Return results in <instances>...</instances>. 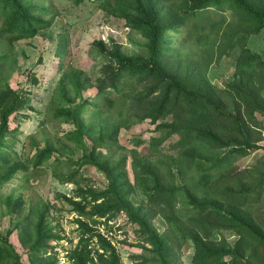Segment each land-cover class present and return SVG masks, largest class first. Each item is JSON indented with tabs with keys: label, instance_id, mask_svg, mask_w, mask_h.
<instances>
[{
	"label": "trees",
	"instance_id": "1",
	"mask_svg": "<svg viewBox=\"0 0 264 264\" xmlns=\"http://www.w3.org/2000/svg\"><path fill=\"white\" fill-rule=\"evenodd\" d=\"M69 1L78 5L84 0ZM95 1L141 39L132 40L137 47L133 51L112 35L107 41L93 39L90 50L96 46L100 65L92 81L85 68L74 65L67 34L53 38L50 27L57 11L48 2L0 0V188L19 171L25 175L49 159L63 162L66 152L81 150L75 159L67 157L74 167L56 173L61 182L76 185L72 195L59 193L77 214L79 240L68 250L71 262L57 258L58 242L52 240L61 234L48 224L50 205L30 202L24 212L22 194L8 193L2 200L11 218L0 234V264H26L9 239L14 230L27 264H121L117 249L100 234L94 254L88 247L97 216L107 220L120 210L138 225L136 244L149 254L139 255L142 262L181 264L178 247L189 243L192 264H264V211L259 209L264 200V154L257 165L235 168L239 157L264 147V48L248 44L249 37L264 28V0ZM213 8L221 17L204 22V12ZM184 24L189 28L182 41L190 40L189 50L172 41ZM37 34L56 39L58 77L47 118L70 127L60 139L44 136L42 146L31 137L35 151L21 157L12 149L15 127L9 122L27 107L30 97L8 78L17 63L15 43ZM226 55H234L233 71L220 86L208 78L207 70ZM29 78L37 81L33 74ZM92 86L103 102L83 95ZM104 104L116 117L104 111ZM146 118L157 134L150 136L149 145L130 149L131 180L128 154L115 156L110 149L119 145L121 127ZM174 134L172 151H167L161 144ZM86 165L103 172L104 186H93L83 176ZM136 190L145 201L132 200ZM178 195L189 208L186 214L176 207ZM155 216L166 229L159 231ZM225 230L234 232L232 241Z\"/></svg>",
	"mask_w": 264,
	"mask_h": 264
},
{
	"label": "rangeland",
	"instance_id": "2",
	"mask_svg": "<svg viewBox=\"0 0 264 264\" xmlns=\"http://www.w3.org/2000/svg\"><path fill=\"white\" fill-rule=\"evenodd\" d=\"M45 1L51 5L53 10L57 11L50 27V30L53 32V38L56 37V34L59 32H65L67 34L71 52L70 55L74 65H80L85 68V72L91 77L92 81L100 65V54L96 53V46L95 48L92 47V50H90L93 39L102 38L107 41L108 35H112L122 43L127 50L133 51L137 48L132 40H140V35L137 32L130 31L123 19L106 15L97 1L84 0L78 5L72 4L69 0ZM204 14L205 17L203 21L206 23L215 21L221 17L220 12L216 8L208 9ZM223 15L229 18V12L227 10H225ZM188 28L189 25H182L181 33L179 35L174 34L172 40L174 45L182 44L183 50H189L192 46L188 38L182 41V36L186 35ZM55 42L56 39H49L46 35L37 34L31 38L19 40L12 48V53H15L17 56V63L14 70L9 75V83L13 87L21 89L30 97L27 107L11 115L9 122L10 127H15V135L11 138L12 149L21 157L25 154L31 155L35 151V147L30 144L31 137L38 141L39 146H42L44 144V136H49L51 139H60L62 132L70 127L68 123H61L58 125L47 118L46 109L48 99L58 77L54 52ZM248 44L253 49H263L264 28L258 33L252 34L249 37ZM10 54L11 52H9V55ZM94 63H96L95 67L92 66ZM233 63L234 55L222 57L218 63L215 62L208 68V78L217 85H223L233 71ZM31 74L37 78V81L33 82L32 79L29 78ZM262 92L264 94V90ZM83 95L101 101V96L96 93V88L93 86L84 89ZM103 109L106 113L113 114L116 117L115 112L105 104ZM262 127L264 129V119L262 120ZM42 129L43 131H41ZM156 134L154 123L148 118L129 127L120 128L118 133L119 145L113 146L110 151L115 156L123 152L128 154L127 169L131 180H133V173L130 167V149L133 147L141 149L142 146L149 145L150 136ZM138 138L143 139V142L136 144L135 141ZM176 138L177 135H170L161 145H164L165 150L172 151L170 145ZM161 145L159 147H162ZM105 150L106 149L103 148L104 152ZM176 151L177 149L174 150V153ZM80 153L81 150L79 151L76 149L74 152H66L65 156L62 158L63 162L51 163L52 159H49L37 168H30L29 172L25 174L26 176L23 172L19 171L15 177L0 188V234L4 233L9 226L11 218V216L5 212V204L2 200L5 195L8 193L14 195L21 193L25 200L24 212L28 210L27 208L30 202L41 203V201H45L50 205L47 217L48 224L52 226L54 231H59L61 234V238L54 239L58 242L56 245V249H58L56 252L57 258L60 261H66L67 259L68 262H71V259H69L67 255L68 250L75 247V244L79 240V226L78 222L74 220L77 214L75 211H71V205L59 195V193L72 195L76 185L69 181L61 182L56 173H65L70 167H74V165H68V159H75ZM154 154V156H157L159 152H155ZM263 154L264 147L254 149L248 155L239 157L235 162V168L239 169L243 167V165H245V168L257 165V162H263V158L260 159ZM81 171L83 172V176L89 178V181L94 183L93 186L100 187L105 185L106 179L103 172L97 170L94 166L86 165ZM176 183H180V178H176ZM131 198L136 203L142 200L145 201V196L139 190L134 191ZM183 201V196L178 195L176 207H178V211L186 214L189 208L183 204ZM260 203L261 206L259 209L264 211V200L260 201ZM15 216L17 215L13 217ZM98 217L101 216H97V218ZM153 220L159 231L166 229L165 224L156 216ZM111 221L116 224V228L123 229L125 233L121 235L122 239H113L116 243H112L119 252L121 264H156L150 260H144L142 262V257L139 255L149 254L143 251L141 246L136 244L138 241V225L135 222L128 221L124 211L122 213L119 212L117 216L110 217L109 223ZM100 227H102L101 224L93 230L95 234L91 235L89 238L88 247H91V254H94L93 246L95 248L99 247L96 231L100 230ZM224 233L229 241L234 239L235 234L233 231L225 230ZM9 239L16 251L20 253L21 260L27 264L28 259L26 253L22 251L15 230L9 235ZM192 249L189 243L181 244L178 247L181 264H192ZM98 250L101 251L103 249L98 248ZM140 261L141 263H139Z\"/></svg>",
	"mask_w": 264,
	"mask_h": 264
},
{
	"label": "built area",
	"instance_id": "3",
	"mask_svg": "<svg viewBox=\"0 0 264 264\" xmlns=\"http://www.w3.org/2000/svg\"><path fill=\"white\" fill-rule=\"evenodd\" d=\"M110 218H108L107 220H105V216H101L97 218L96 223L94 224V229L97 228L99 226V224L102 225V227H100V230L96 231L97 234H100L101 236H103L106 240H108L111 244L116 243L115 241H113V239L117 240V238L122 239L121 235L125 234L123 232V229L121 228H116V224L114 222H110L109 223ZM106 226H105V225ZM113 224V225H112ZM70 238V237H69ZM53 243H55V240H52ZM76 245V244H75ZM55 250L56 246L54 247ZM102 251V250H101ZM60 261V260H59ZM60 262H65L67 263V259L66 261H60Z\"/></svg>",
	"mask_w": 264,
	"mask_h": 264
},
{
	"label": "clouds",
	"instance_id": "4",
	"mask_svg": "<svg viewBox=\"0 0 264 264\" xmlns=\"http://www.w3.org/2000/svg\"><path fill=\"white\" fill-rule=\"evenodd\" d=\"M119 212H121L122 213V210H120ZM113 245V244H112Z\"/></svg>",
	"mask_w": 264,
	"mask_h": 264
}]
</instances>
